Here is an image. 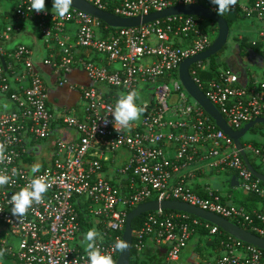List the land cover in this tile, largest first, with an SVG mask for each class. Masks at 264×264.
I'll return each mask as SVG.
<instances>
[{
    "label": "built area",
    "instance_id": "obj_1",
    "mask_svg": "<svg viewBox=\"0 0 264 264\" xmlns=\"http://www.w3.org/2000/svg\"><path fill=\"white\" fill-rule=\"evenodd\" d=\"M85 1L120 17L185 4L184 0ZM0 2L10 3L4 11L0 5V17L11 20L0 22V142L7 145L9 157L0 164V173L12 177L9 185L0 188V250L4 252L0 264H88L83 237L93 228L103 235L98 241L101 251L116 261L120 252L114 244L122 240L128 212L151 200L189 203L237 220L264 238V183L253 176L232 138L179 79L180 63L213 42L212 23L206 26L201 16L178 14L113 28L73 7L60 18L52 12L53 1L46 4V13L31 11L30 0ZM191 4L216 13L210 0ZM230 12L259 23L251 43L260 42L258 51L264 56V0H238ZM26 25L40 40L39 57L25 43L7 46ZM207 60L191 64L189 75L231 129L264 117V79L250 75L249 84L243 85L227 67L203 79ZM41 65L48 68L54 87L68 86L78 93L75 104L64 106L50 98ZM75 69L82 71L87 83L69 81ZM131 90L140 92L138 103L145 111L138 123L118 133L112 123L105 126L103 118L112 121L109 114L118 96ZM61 128L75 130L76 138L56 134L54 130ZM42 140H50V145H34ZM242 145L264 168V145ZM36 164L40 171L33 174ZM227 171L236 175L243 191L260 198L257 208L248 211L228 202L229 193L208 185L198 189L202 194L194 189L197 178ZM40 175L48 176L53 186L44 203L34 205L18 222L11 214L10 197ZM78 208L86 218V231L81 230ZM198 224L210 234L223 232L184 212H147L142 224L132 228L131 248L141 259L150 241L157 252L162 251V264H182V251ZM220 245V253L208 264H264L263 250L256 246L230 235Z\"/></svg>",
    "mask_w": 264,
    "mask_h": 264
},
{
    "label": "water",
    "instance_id": "obj_2",
    "mask_svg": "<svg viewBox=\"0 0 264 264\" xmlns=\"http://www.w3.org/2000/svg\"><path fill=\"white\" fill-rule=\"evenodd\" d=\"M72 7L99 18L102 22L113 28L138 26L140 24H144L152 20H156L170 15H178V14L201 16L203 18L210 19L213 22H215L217 26V34L213 42L203 52L194 55L190 58H187L180 63L178 69L179 79L183 87L188 92V94L193 99H195L198 102V104H200L203 107V109L215 121L217 126L232 138L235 146L240 150V154L245 164L253 174V176H255L262 183H264V173L255 170L254 167L250 164L247 154L243 149L242 140H241L256 124H262V123L264 124V117H258L244 124L238 130L231 129V127L227 124V122L225 121L221 113L218 111L216 106L205 96V94L200 90V88L194 83L188 72V69L191 64H193L198 60L209 59L213 55L219 53L226 46L229 35V24L223 16H218L217 13L213 12L208 7H205L200 4L174 5L162 11H155L148 15L136 16V17H120L110 12L100 10L85 0H73ZM1 62L5 67V62L3 58L1 59ZM158 209L184 212L192 216H195L197 218H200L202 220L208 221L216 225L224 233L244 243L256 246L264 251V238L238 226L229 219H226L212 212L203 210L199 207H196L186 202H181L176 200H167V201L151 200L137 205L128 212L125 220V227L122 234V240H126L129 242V249L126 250L124 253L121 252L119 253L115 261V264H131L130 263L131 246H132L131 223L133 219L137 216H140L150 211H156Z\"/></svg>",
    "mask_w": 264,
    "mask_h": 264
},
{
    "label": "clouds",
    "instance_id": "obj_3",
    "mask_svg": "<svg viewBox=\"0 0 264 264\" xmlns=\"http://www.w3.org/2000/svg\"><path fill=\"white\" fill-rule=\"evenodd\" d=\"M184 2L185 4H191L193 0H184ZM210 3L216 6L215 11L217 15L223 16L237 7L238 0H210ZM72 5L73 0H53L52 12L60 18H64L69 14ZM30 10H35L36 13H46L45 0H30ZM140 100L141 95L137 90L121 93L109 114L113 117V120L109 121L107 117H104V125L107 126L109 123H112L118 133L122 129H130L134 124L139 122L145 111V107L138 103ZM6 152L7 145L0 142V164L9 159ZM39 171L40 166L38 164L32 166L31 172L33 174ZM11 182V176L0 173V188H4ZM52 186L53 181L48 176H34L24 187L11 195L9 203L11 205L12 216L18 222L26 217L34 205L44 203L46 194ZM83 241L85 242L84 251L87 255L88 264H115L112 255L101 251L98 241H103V235L98 230L95 228L88 230L83 237ZM128 249L129 242L126 240H117L114 244V250L121 253H124ZM3 255L4 252L0 250V256Z\"/></svg>",
    "mask_w": 264,
    "mask_h": 264
},
{
    "label": "crops",
    "instance_id": "obj_4",
    "mask_svg": "<svg viewBox=\"0 0 264 264\" xmlns=\"http://www.w3.org/2000/svg\"><path fill=\"white\" fill-rule=\"evenodd\" d=\"M2 4L3 3L0 2V5L3 11L5 9L10 8L8 7V5H10L9 2L7 4L6 3H4L3 5ZM7 21H11L10 16L2 15L0 17L1 23L7 22ZM34 38H37L36 33L34 32V30L32 29L30 25H26L20 34H15L13 36L12 40L7 44V46L10 47L16 43H25L27 45H30L33 48ZM240 38L241 37L239 36V40ZM39 46H40V43H39ZM39 46H38V52H40ZM238 46H239V41H236L235 48L230 52L229 55H226L224 59L226 67L232 69L234 72H236L239 75L240 83L243 85L249 84L250 75H254L258 79H264V56L259 51H254L253 49H250V48L245 51H241ZM36 56L39 57L38 53ZM39 69H40L43 79L49 85L50 98L52 100L64 106H71L76 103V100L78 99V93L76 91H71L70 89H68V86L54 87L52 83V78L49 76L48 68L41 65ZM68 79L71 83H87V78L82 73V71L79 69H75L69 75ZM8 107L11 108L12 105H9ZM54 131L56 134H60L63 138L68 139V140L74 139L77 136L76 131L70 128L55 129ZM256 136H257V142L259 144H264V131L256 132ZM50 142H51L50 140H42V141L35 142L34 145H50ZM255 158L256 157L252 159L254 160L256 164H259L255 160ZM223 173H224L223 179L222 180L219 179L222 184H224V182L226 183V187L224 188L223 191H222L221 183L219 185L215 184V181H217L218 178L215 179L213 174H206L204 176L197 178L195 182H193L194 189L197 187L200 188L203 185H208V186H211L217 189L222 194L229 193L231 195L230 198L226 197V200L228 202L241 205L243 207H246L247 209L251 208L252 206L255 207L254 204L250 200L249 194L240 193L241 191L239 190L240 187H239L236 175L233 172H229V171L223 172ZM258 206L259 204L256 205V207ZM197 237L198 235L192 236L189 239L188 243H192L193 245H195ZM147 247L148 248L146 249L145 254L147 257H150V256L152 257L155 254V252H157L156 250L158 248L154 244H152V242L150 241ZM148 254H151V255L148 256ZM160 258H161V255H160ZM180 262L182 263L181 257H180ZM148 263L150 264V262ZM151 263L156 264L154 261H152Z\"/></svg>",
    "mask_w": 264,
    "mask_h": 264
},
{
    "label": "rangeland",
    "instance_id": "obj_5",
    "mask_svg": "<svg viewBox=\"0 0 264 264\" xmlns=\"http://www.w3.org/2000/svg\"><path fill=\"white\" fill-rule=\"evenodd\" d=\"M4 3L7 4L8 2H3V4ZM230 16L233 17V20L229 26V35H228L226 46L219 53H217L216 55H213L214 60L219 63L224 62L226 55H229L230 52L235 48L236 41H239V36L241 38H244L246 41H252L256 37L258 29H259L258 28L259 23L256 21L251 22L248 19L236 17L233 13ZM209 23L213 24V28L215 30V32L211 35L212 38L214 39L217 34V26L215 22H213L210 19L205 18L204 25L208 26ZM207 30H209V28ZM39 43H40V40H37V38H34L33 50L35 52V55H37V53L39 54L38 52ZM168 85L172 89V81L168 82ZM263 131H264V124L263 123L256 124V126L253 127V129H251L241 140L244 143H250V144H254L253 142L258 143L256 132H263ZM247 154L249 158L251 157L254 158L251 152L248 151ZM255 160L258 162L257 158H255ZM260 167L261 169H264L262 166ZM213 176L215 177V179L218 178L217 181H215V184L219 185L221 183L220 180L223 179L224 173L223 172L214 173ZM225 187H226V183L224 182V184H222V191L224 190ZM239 190L241 191L240 193L247 194L245 191L241 189V187L239 188ZM196 242H195V245H193L192 243H188L187 246L185 247L182 253V256H181V260L183 264H208L210 261H212L216 257L218 252L214 248H212L210 245H207V243L204 240H201V242H199V238L197 237ZM196 245H198V247L201 249V252L196 250ZM150 264H153V263H150Z\"/></svg>",
    "mask_w": 264,
    "mask_h": 264
},
{
    "label": "trees",
    "instance_id": "obj_6",
    "mask_svg": "<svg viewBox=\"0 0 264 264\" xmlns=\"http://www.w3.org/2000/svg\"><path fill=\"white\" fill-rule=\"evenodd\" d=\"M49 2H50L49 0H45L46 4L49 3ZM230 15H231V12L225 13L223 15V17L227 20L229 26H230V24H231V22L233 20V17H231ZM236 17H238V16H236ZM103 24L104 23H102V25ZM260 45H261L260 42H257L256 45H253L251 43V41H246L244 38H241L239 40V46L238 47H239V49L241 51H245V50H247L249 48L253 49L254 51H258L259 48H260ZM206 62L208 64V68H207V70L205 72H203L201 74L203 79L213 78V77L216 76V74L218 73L220 68H226L225 62L219 63V62L215 61L214 60V56L210 57ZM253 143H254L253 144L254 146L264 145V144H259V143H256V142H253ZM248 160H249L250 164L254 167L255 170L264 173V169H261L259 164H256L251 158H248ZM198 189H199L198 187L195 188V190L198 193L202 194V192L200 190H198ZM249 195H250V200L254 204L255 207L252 206L251 208L248 209V211H252L253 209L257 208L256 205L259 204L261 200L255 194H249ZM78 211H79V219H80L81 230L82 231H86L88 229V224H87L86 218L84 217L83 212L81 213V209L80 208H78ZM167 211H169V210H167ZM145 214L137 216V217H135L133 219V221L131 223L132 228H137V227H139L142 224V221H143V219L145 217ZM232 222H234L238 226H240V227H242V228L254 233L250 229L249 226L243 225L242 223L238 222L237 220H232ZM193 234L194 235H198L199 242H201V240H204L207 243V245H210L212 248H214L218 252L217 255L220 253V251L222 249V247L220 245V242L224 238H226L228 236V234H226L224 232H220V233H217V234L216 233L215 234H210L208 229H206L203 224L196 225L195 226V232ZM196 250L201 252V249L198 247V245H196ZM156 253H158V254H154L152 257L150 256L151 258L147 257L146 254H144V256L141 259H138L137 257H135L134 251L131 248L130 263L131 264H149L148 262L151 263L152 261H154L156 264H162V262L160 261L161 258L159 256V255H162L161 254L162 251L160 250V251H158ZM263 254H264V251H263ZM149 255H151V254H148V256Z\"/></svg>",
    "mask_w": 264,
    "mask_h": 264
}]
</instances>
